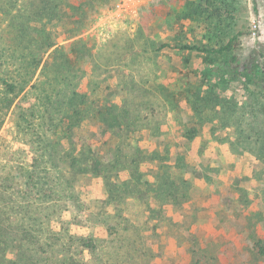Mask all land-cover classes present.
<instances>
[{"label": "rangeland", "instance_id": "374dc122", "mask_svg": "<svg viewBox=\"0 0 264 264\" xmlns=\"http://www.w3.org/2000/svg\"><path fill=\"white\" fill-rule=\"evenodd\" d=\"M90 1L92 22L65 39L74 29L66 0H58L51 21L34 16L42 0H0V79L17 85L0 112V176L19 181L14 170L47 156L65 189L62 219L80 221L100 239L102 262L264 264V97L243 74L261 61L264 0H117L106 8ZM235 36L234 49L222 55L176 49H218ZM78 38L84 42L72 45ZM73 93L87 110L73 134L91 144L108 176L70 175L49 152L64 141L60 121ZM140 149L149 161L144 179L156 185L164 169L179 176L176 205L161 200L159 208L158 187H150L140 204L109 211L106 182L120 188L129 181L118 160ZM0 185L22 199L14 184ZM135 211L140 226L128 221ZM114 222L122 236L106 239L101 234Z\"/></svg>", "mask_w": 264, "mask_h": 264}, {"label": "trees", "instance_id": "16d2710c", "mask_svg": "<svg viewBox=\"0 0 264 264\" xmlns=\"http://www.w3.org/2000/svg\"><path fill=\"white\" fill-rule=\"evenodd\" d=\"M82 1L84 2L80 4H78V0H66L69 3H62V7L71 8V12H67V24L68 26L72 25L74 28L65 31V39L80 36L84 32L83 30L92 22L93 16L96 15L95 8L87 9L88 3L91 1ZM116 1L93 0L92 2L95 6L106 8L107 6H113ZM60 7L61 4L58 3V0H42V5L36 7L37 11L34 16L39 19L43 18V20L48 18L51 21L58 18L57 11L60 12ZM236 40L237 36L231 38L228 43L218 49L203 48L198 45H179L176 49L222 55L234 49ZM82 42H84L83 39L78 38L72 45H80ZM52 46L53 44H49L48 48ZM63 47L60 49H63ZM259 57L261 61L246 66L243 74L258 87L264 97V50L259 53ZM57 70L54 79L60 82L61 70L59 67ZM0 86L2 88V92H0V112L3 115L11 105V99L8 96L15 95L17 85L12 83L9 78L3 77L0 79ZM79 97L78 93H73L66 100L67 103L60 121V124L64 127L63 131L65 130L62 139L64 141L60 144L59 149L53 146L49 152L60 156L65 163L66 171L70 175L75 176L88 172L96 178L101 177L103 174L108 176L110 167L108 169L104 168L102 161L96 159L91 144L82 141L81 138L73 134L74 128L80 125L87 114V110L83 109V103L78 100ZM47 108L51 109V106L49 105ZM92 111L95 112L96 110ZM95 113L99 116L104 114L100 111ZM18 131L20 134L23 133L21 130ZM41 138V136L37 138V143L41 142ZM192 138V136L187 137L188 140H192ZM156 153H159V151L157 150ZM143 156L146 155L140 149V154L137 157L130 159L123 156L118 160L120 162L122 159L121 172L130 180L124 181L123 186L120 188L113 181L107 180V196L104 198H107L105 205L109 211H113L112 209L116 206L119 209L124 208L129 202L140 204L142 199L140 195L144 194V190L145 194H150V187H158L155 201L159 204V208L162 206V201H169L168 203L171 205H176L179 176L175 175L170 169H164L156 174L158 177L156 178L160 182L156 181V185H154V181L144 179L145 175L141 169L149 161ZM8 158L9 160L12 159L13 154H10ZM156 160L158 162L163 158L154 159V161ZM45 164H49L47 156L46 158L35 157L30 165L21 167L18 170L11 169L10 172L12 173L14 170L20 178L19 181L11 175L6 178L0 176V184L5 180L14 184V186L9 187H17L22 198L17 200L13 195L14 192L8 194V188H3V185H0V264H110L101 261L99 255L100 239L95 237V234L82 231L83 228L79 225L80 221L77 222L73 219L72 222H67L62 219L59 208L63 204L59 193L65 189L54 182L51 168H48V165ZM187 183V180L183 181L184 186ZM139 186H145L146 188L139 189ZM152 209L155 210V208ZM135 216V219L128 218V221L131 220L132 223H136V226L142 225V215L136 212ZM152 216L154 217V215ZM140 220L142 221L140 222ZM150 220H158V218L154 217ZM118 227L114 222L101 235L106 236V239L116 240L122 236ZM121 250L123 251L124 247H121ZM135 250L134 254H140V250Z\"/></svg>", "mask_w": 264, "mask_h": 264}]
</instances>
